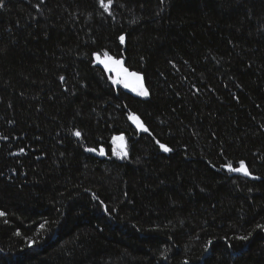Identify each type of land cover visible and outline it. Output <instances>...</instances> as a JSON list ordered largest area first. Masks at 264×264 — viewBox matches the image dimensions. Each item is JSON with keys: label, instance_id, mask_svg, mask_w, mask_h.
I'll use <instances>...</instances> for the list:
<instances>
[{"label": "trees", "instance_id": "1", "mask_svg": "<svg viewBox=\"0 0 264 264\" xmlns=\"http://www.w3.org/2000/svg\"><path fill=\"white\" fill-rule=\"evenodd\" d=\"M0 3V264H264V0Z\"/></svg>", "mask_w": 264, "mask_h": 264}, {"label": "snow or ice", "instance_id": "2", "mask_svg": "<svg viewBox=\"0 0 264 264\" xmlns=\"http://www.w3.org/2000/svg\"><path fill=\"white\" fill-rule=\"evenodd\" d=\"M42 2H43V0H42ZM98 3L100 5V7L103 8V10L105 12H107L109 15L112 14L111 8L113 5V0H98ZM2 6H3L2 3H0V7H2ZM119 41L121 44H123L125 42V36L120 35ZM104 56H105V59H101L100 56L98 54H96L95 58L98 61V63L102 64L108 72L115 71V73L117 75V79L113 80L114 84L121 83L123 81L124 87L127 88V87H129L130 82H134L135 85L139 88V91L137 93L138 95H141V96H147L148 95L147 90L143 87V84L141 83V77L136 72H129V70L123 66L122 60L114 59L113 57L109 56L107 52L104 53ZM60 79L63 81L64 77H61ZM137 87H133V91H136ZM129 119L132 120V122L134 124H136L137 127L140 128L142 131L148 132L149 135H151L148 128L144 127L143 124L140 122L138 116L130 115ZM73 134L77 138L81 137V133L79 131H75ZM0 138H2V137H0ZM118 139L120 141H123L124 137L120 136ZM156 143L159 144V147L163 152L168 153V152L172 151L171 148L160 143L158 140L156 141ZM86 150L89 152L96 151L93 148H88ZM99 155H101V156L104 155V150L102 148L99 151ZM123 156L124 157L127 156L126 151H124ZM226 168H227V171H229V172L243 173V175H245V176L250 175V172L248 171V169H247V167L243 161L240 162L239 167H233L231 164H228V165H226ZM3 216H5V213L3 211H0V217H3ZM239 238L240 239H247V237H239ZM185 264H187V262H185Z\"/></svg>", "mask_w": 264, "mask_h": 264}, {"label": "rangeland", "instance_id": "3", "mask_svg": "<svg viewBox=\"0 0 264 264\" xmlns=\"http://www.w3.org/2000/svg\"><path fill=\"white\" fill-rule=\"evenodd\" d=\"M123 82V81H122ZM123 87H124V84H123ZM124 88H126V87H124ZM125 90H127V89H125ZM133 92V91H132Z\"/></svg>", "mask_w": 264, "mask_h": 264}]
</instances>
